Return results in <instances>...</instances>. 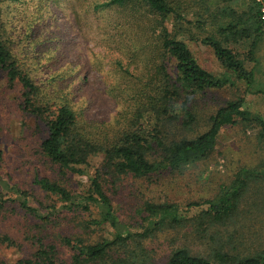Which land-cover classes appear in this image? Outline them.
I'll use <instances>...</instances> for the list:
<instances>
[{"label": "trees", "instance_id": "obj_1", "mask_svg": "<svg viewBox=\"0 0 264 264\" xmlns=\"http://www.w3.org/2000/svg\"><path fill=\"white\" fill-rule=\"evenodd\" d=\"M6 1L0 0V73L9 86H19L20 108L43 125L36 154L53 175L35 170L36 190L0 174V246L27 250L15 263L0 257V264H154L155 247L149 242L157 234L187 226L202 233L222 225L255 182H264L260 160L242 166L217 199L206 200V209L193 216L184 211L197 202L145 200L124 206L122 181H158L208 159L225 126L255 128V139L264 145V116L250 108L245 96L264 95V88L251 90L254 67L246 64L255 61L254 48L264 34V0H87L89 11H113L103 38L113 47L106 46L103 57L92 63L100 76L89 80L85 62L75 79L70 70L67 76L47 73L39 82L35 76L45 73L40 51L30 46L34 20L16 41L10 39ZM238 3L245 9L237 11ZM204 24L212 32L200 40L212 49L221 74L200 65L183 39L186 34L193 38L191 27ZM232 42H246L247 53L231 47ZM241 82L245 87L235 97L205 116L206 129L193 133L200 100ZM107 102L112 114L94 108L96 116L91 115L92 104ZM2 163L0 149V168ZM82 174L87 177L82 189L61 180ZM215 260L178 245L165 264H264V251L242 257L216 251Z\"/></svg>", "mask_w": 264, "mask_h": 264}, {"label": "rangeland", "instance_id": "obj_2", "mask_svg": "<svg viewBox=\"0 0 264 264\" xmlns=\"http://www.w3.org/2000/svg\"><path fill=\"white\" fill-rule=\"evenodd\" d=\"M6 3L9 5L7 24L9 28L13 27L8 36L10 39L16 41L21 37L23 29L34 20L30 46L34 51H40V65L44 64L40 70L45 73L43 77L35 76L38 82L47 78V73L67 76L70 70L75 79L78 66L85 62L88 64L84 71L89 73V80L94 75L100 76L101 72L95 69L92 63L96 59L99 60L98 57H103L106 46L113 47L107 40H103L106 37L104 30L109 23L108 16H113L112 10H103L100 13L89 11L87 0H8ZM244 5L238 3L235 9L242 11L245 9ZM168 26H171L170 21ZM190 29L194 34L193 38L186 34L183 39L198 63L207 70L221 74L223 69L214 57L212 49L200 40L212 32L211 26L204 24L201 29L195 26ZM107 30L109 32L108 28ZM24 46L28 49L30 47L26 43ZM230 46L242 55L248 51L246 42H232ZM254 56L257 63L253 60L246 62L248 67H254L255 81L251 87L252 91L264 88V34L254 48ZM101 64L104 65L105 71L109 69L105 61L102 60ZM0 82L3 85L0 95V149L3 151L0 174L4 177L9 174L12 176V183L26 189L38 190L32 186L33 172L38 170L41 174L53 175L45 160L36 154L40 138L45 135L42 131L43 125H36L32 121L33 118L20 108L19 86H9L3 73H0ZM244 87L245 84L241 82L235 89L225 87L203 97L198 107L201 117L193 133L206 129L205 116L214 112L226 100L235 97ZM245 96L250 108L264 116V95L247 92ZM93 104L90 107L93 117L96 116L94 108L105 113L114 112L108 102L96 107H93ZM185 132L189 136L192 134L190 131ZM255 135V128L240 124L225 126L220 130L216 149L208 159L192 164L179 173L164 175L158 181L154 177L145 181H122L125 185L124 201L128 203L124 206L133 208L145 200L161 203L177 199L183 206L194 202L199 204L187 211L183 210L186 215L193 216L201 212L207 207L205 201L217 199L222 186L231 183L242 166L253 167L260 160V163L264 164V145L255 139ZM94 160L96 163L98 159ZM86 179V174L76 177L68 175L66 178L61 176L66 185L76 189H82L87 183ZM255 183L245 199L239 202L238 210L230 221L222 225L217 224L212 230L207 229V232L202 231L203 234L200 230L193 231L189 226L157 234L158 238L149 242L150 246L155 247L154 264H165L169 251L178 245H185L192 253L210 258L214 262H217L216 251L241 257L264 251V182L259 180ZM204 233L206 237L202 239ZM211 234L213 238L209 240L208 236ZM171 235L173 239L170 242ZM25 248L26 246L22 249L0 246V257L7 263H15L27 253Z\"/></svg>", "mask_w": 264, "mask_h": 264}, {"label": "built area", "instance_id": "obj_3", "mask_svg": "<svg viewBox=\"0 0 264 264\" xmlns=\"http://www.w3.org/2000/svg\"><path fill=\"white\" fill-rule=\"evenodd\" d=\"M262 10H263V12H264V7H263V9H262ZM263 17H264V15H263Z\"/></svg>", "mask_w": 264, "mask_h": 264}]
</instances>
